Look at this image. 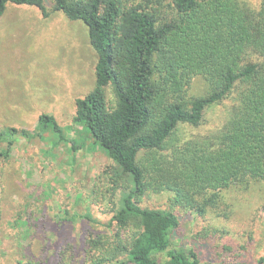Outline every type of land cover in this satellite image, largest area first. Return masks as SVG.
<instances>
[{
    "label": "trees",
    "instance_id": "16d2710c",
    "mask_svg": "<svg viewBox=\"0 0 264 264\" xmlns=\"http://www.w3.org/2000/svg\"><path fill=\"white\" fill-rule=\"evenodd\" d=\"M10 3L48 15L44 0H0V16ZM55 9L87 25L98 56L96 86L77 99L75 121L133 181L112 218L114 239L89 240L92 264H202L177 235L178 216L139 200L150 188L168 189L175 205L203 214L222 189L264 183V0H55ZM197 75L210 91L190 97ZM235 89L238 104L217 133L177 143L180 124H200ZM40 123L60 130L50 115ZM16 133L37 135L0 132L9 137L0 158L10 156Z\"/></svg>",
    "mask_w": 264,
    "mask_h": 264
},
{
    "label": "rangeland",
    "instance_id": "374dc122",
    "mask_svg": "<svg viewBox=\"0 0 264 264\" xmlns=\"http://www.w3.org/2000/svg\"><path fill=\"white\" fill-rule=\"evenodd\" d=\"M44 1L47 16L34 5L14 3L0 16V132L37 134H13L10 156L0 158V264H92L89 240L114 239L112 218L133 181L86 124L75 121L77 99L96 86L98 56L88 27L56 10L55 0ZM245 1L253 7L261 2ZM209 91L204 76L193 78L190 97ZM106 94L116 100L111 85ZM237 96L235 89L209 107L198 125L180 124L177 143L217 133ZM42 114L60 130L43 128ZM8 138L0 135V154ZM174 195L150 188L139 202L174 212L177 235L196 246L202 264H264L262 181L222 189L203 214L175 205Z\"/></svg>",
    "mask_w": 264,
    "mask_h": 264
}]
</instances>
